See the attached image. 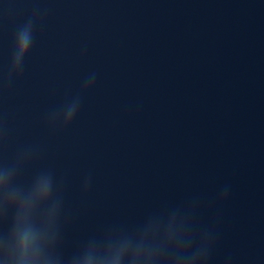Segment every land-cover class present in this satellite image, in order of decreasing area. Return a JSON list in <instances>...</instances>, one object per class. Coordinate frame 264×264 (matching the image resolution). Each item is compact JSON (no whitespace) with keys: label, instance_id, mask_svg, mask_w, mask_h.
Returning a JSON list of instances; mask_svg holds the SVG:
<instances>
[{"label":"clouds","instance_id":"1","mask_svg":"<svg viewBox=\"0 0 264 264\" xmlns=\"http://www.w3.org/2000/svg\"><path fill=\"white\" fill-rule=\"evenodd\" d=\"M31 24L16 37L12 73H19L31 47ZM92 81L84 87H91ZM74 100L61 111L49 115L50 126L69 125L78 110ZM31 150L22 152L18 163L28 160ZM18 164L0 165V207H16L15 223L10 239L0 240L2 264H60L54 256L61 201L54 194L51 172L36 175L27 192L13 186ZM226 195V190L225 193ZM186 223L175 217L166 225L151 222L141 230L125 234L113 233L106 238L92 240L82 255L71 264H203L208 255V237L193 249V237L186 232Z\"/></svg>","mask_w":264,"mask_h":264}]
</instances>
